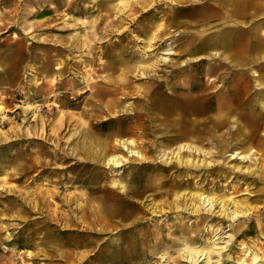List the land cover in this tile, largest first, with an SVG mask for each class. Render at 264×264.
Here are the masks:
<instances>
[{
    "label": "rangeland",
    "instance_id": "obj_1",
    "mask_svg": "<svg viewBox=\"0 0 264 264\" xmlns=\"http://www.w3.org/2000/svg\"><path fill=\"white\" fill-rule=\"evenodd\" d=\"M189 8L0 0V264H264V92L234 72L264 71V49L193 56L212 19ZM100 188L122 202L109 226Z\"/></svg>",
    "mask_w": 264,
    "mask_h": 264
},
{
    "label": "crops",
    "instance_id": "obj_2",
    "mask_svg": "<svg viewBox=\"0 0 264 264\" xmlns=\"http://www.w3.org/2000/svg\"><path fill=\"white\" fill-rule=\"evenodd\" d=\"M205 1L206 0H176L179 11H183L185 14L191 12L195 15L193 11H190L189 7L199 6V11L201 10L202 15L212 19L209 24L207 23V25L203 26V28L206 29L200 31V33L204 35L201 37L199 47L190 50L193 56L199 54L200 57L211 58L221 51V53H226L227 57L239 59L241 54L247 53L251 48L258 50L264 49V38L260 37L253 39L254 36H251L250 22L251 17H253L251 9L254 0H207V2H214L215 6L207 4ZM256 1H263L264 3V0ZM261 24H263V22L260 23L258 27L263 28ZM261 32H264V29H261ZM206 50L212 51L213 54L207 56L203 55L202 53ZM217 57L219 58V56ZM227 57L224 56L222 59L226 60ZM245 71L253 74L254 78H256L254 84L250 83V89L252 87L251 85H253V89L264 92V71H257L250 65L243 70H234V72Z\"/></svg>",
    "mask_w": 264,
    "mask_h": 264
},
{
    "label": "bare ground",
    "instance_id": "obj_3",
    "mask_svg": "<svg viewBox=\"0 0 264 264\" xmlns=\"http://www.w3.org/2000/svg\"><path fill=\"white\" fill-rule=\"evenodd\" d=\"M203 93H205V92H203ZM147 97H148V99H152L151 98L152 96H151V89L150 88L147 90ZM199 100L200 99L197 98V99H195L194 102L197 103V102H199ZM203 101H207V100H203ZM161 103H162V106H163L162 109L169 108L172 111L177 110L180 107V105H181L180 103H175V104H173L171 106L170 104L166 103V101L161 102ZM187 103L188 104H183V106H185L186 112H188V108L189 107L191 108V110H194V111L196 110V113L195 112H189V116L190 115L191 116L199 115L200 117L201 116L203 117V116L209 115V113H214L215 115H218V117H221L220 116V113H221V110L222 109L220 107L222 106V103L215 104V107L214 108H209L208 106H204L203 104L190 103L189 101H187ZM262 109L264 110V104H262ZM176 115H177V117L180 116V114H176ZM236 116H238V115H236ZM235 118H234V123H235L234 125H236L237 134H238V136H242L244 138V135H242V133L244 134L246 132H243V129L240 127L239 122H238L239 119L238 118L235 119ZM207 119H210V117H207ZM187 124L188 123L186 122V125ZM184 128H186V126H181L179 129L182 130ZM245 128H246V130H247V132L249 134V138L252 137V136H254V133L257 130L256 128L252 129L251 126L246 125V124H245ZM203 130L204 129H201V130H199V132L202 133ZM191 131L196 134V131L197 130H191ZM122 147H123V149H126V146L125 145H123ZM185 148H186V146H184L182 149H185ZM187 149H191L190 146H188ZM127 150H129V147L128 146H127ZM107 161H108L107 162L108 165H118L116 163V161H115L114 158H110V160H107ZM175 161L178 162V159H176ZM114 185L120 187L124 191L129 190V188L127 187V185H124L123 183H118L117 182V183H114ZM104 189H102V190H101V188L99 189V192L101 193V195L98 196V198L100 200V203H101V207H100L99 212H100V214H102L103 217L108 218V226H109L110 225L111 218H113V219L116 218V219H119L120 220V216H121L122 213L120 212V208L118 207V205H120L122 202L119 199H117V200L114 199V201L111 204H109L108 203V200L109 199L107 197H105V196L102 195V193H103L102 191H104ZM143 191L144 190H141V189H135L133 191V194L136 195V196H138L139 193L140 192H143ZM206 199H207L206 202L212 201V199L210 197L209 198H206ZM237 215L238 214L233 213V217H236ZM70 223H71L70 220H68L67 226L70 225ZM257 229L258 228H253V226H252V227L246 228V230H244L243 232H244L245 235H249L251 233L253 234L255 231H257ZM255 262H258V260L256 259Z\"/></svg>",
    "mask_w": 264,
    "mask_h": 264
}]
</instances>
